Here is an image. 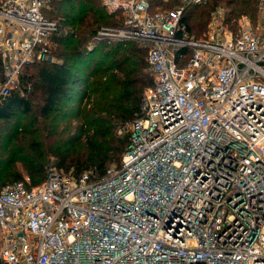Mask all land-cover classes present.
Masks as SVG:
<instances>
[{
    "label": "built area",
    "instance_id": "2783aa9c",
    "mask_svg": "<svg viewBox=\"0 0 264 264\" xmlns=\"http://www.w3.org/2000/svg\"><path fill=\"white\" fill-rule=\"evenodd\" d=\"M181 1L102 0L122 20L96 36L147 50L144 114L102 177L51 165L0 189V264H264V0L233 25L217 10L202 38L181 20L208 0ZM47 3L0 0V95L54 60Z\"/></svg>",
    "mask_w": 264,
    "mask_h": 264
},
{
    "label": "trees",
    "instance_id": "16d2710c",
    "mask_svg": "<svg viewBox=\"0 0 264 264\" xmlns=\"http://www.w3.org/2000/svg\"><path fill=\"white\" fill-rule=\"evenodd\" d=\"M50 1L44 12L58 23L51 36L58 60L27 63L19 84L0 95V142L9 137L10 150L8 157L0 155V189L21 180L28 187L36 186L47 178L51 165L76 176L90 171L93 179L105 175L112 164L120 165L130 132L120 134L118 129L143 116L145 89L155 83L147 50L136 41H103L93 50L87 45L97 35L98 25L120 24V13L107 11L101 0ZM173 1L165 6H174ZM256 3L208 0L185 4L181 21L198 35L209 22L212 6L226 8V19L231 21L256 10ZM5 79L0 52V85ZM86 92L93 101L77 107L80 94ZM17 162L23 163V171Z\"/></svg>",
    "mask_w": 264,
    "mask_h": 264
},
{
    "label": "rangeland",
    "instance_id": "374dc122",
    "mask_svg": "<svg viewBox=\"0 0 264 264\" xmlns=\"http://www.w3.org/2000/svg\"><path fill=\"white\" fill-rule=\"evenodd\" d=\"M164 1H165V3H164ZM49 2H51L50 0H48V3H47V6L49 5ZM101 2H102V0H101ZM167 2H171V0H153V3H154V6L155 7H160V8H166V9H170V8H174V6L175 5H177L178 4V2H180V0H174L173 1V3L175 4L174 6H169V7H167V6H165V4L167 3ZM164 3V4H163ZM172 3V4H173ZM257 3H258V1H257ZM256 3V8H254V9H256V10H253V11H250L249 13H246L247 15H249V16H252V17H257V14H258V10H259V8H258V4ZM102 4H103V2H102ZM169 4V3H168ZM226 9V8H224L222 5H214V6H212L211 7V10H210V19H211V17H213V15H214V13L217 11V10H219V9ZM106 10L107 11H109L107 8H106ZM110 12V11H109ZM225 17H226V11H225ZM210 19H209V21H210ZM229 22H232V23H230V24H232L233 25V23H234V19H232L231 21H229ZM117 24H101L100 26L98 25L97 26V28H96V34H97V32H98V30H100L102 27H113V26H116ZM65 27V29H67V30H69L71 27H67V26H64ZM208 30H209V22H208V24L206 25V27L203 29V31L201 32V34H195V33H193V35L195 36V37H198V38H202V37H204L206 34H207V32H208ZM64 31H66V30H64ZM103 41L104 42H110L109 44H111V43H116V41H118V39H112V40H109V38H107V37H105V38H99V37H97L96 35H94L89 41H88V46H89V48L90 49H95V47H97V44L98 43H100V44H98V45H102V44H104L103 43ZM140 46V45H139ZM115 47V46H114ZM144 48V47H143ZM57 48L55 47V54H54V60H58V57L56 56V53H57V50H56ZM105 48H103L102 50H104ZM145 49V48H144ZM53 53H54V51H53ZM54 60H52V61H54ZM33 70L35 69L34 68V65L31 67ZM81 96L79 97V100L76 102V106L77 107H79V106H81V105H83V106H85V104H88V103H91L92 101H93V99H94V97L93 96H91V95H88V93L86 92V94L84 95L83 93H81L80 94ZM8 132V131H7ZM119 133V132H118ZM14 143V142H13ZM12 143V144H13ZM8 144H9V137H2V139H1V142H0V155H2V156H4V157H8V155L10 154V150H9V146H8ZM10 146H12V145H10ZM123 158V157H122ZM54 159V158H53ZM116 164H112L110 167H112V166H115ZM16 167L17 168H19L20 170H22L23 171V169H24V165H23V163H21V162H17V164H16ZM25 179H28L29 180V177L26 175L25 176ZM12 182V181H11Z\"/></svg>",
    "mask_w": 264,
    "mask_h": 264
}]
</instances>
